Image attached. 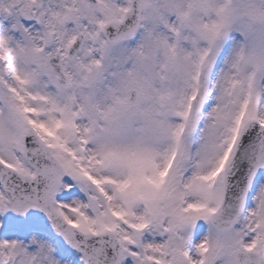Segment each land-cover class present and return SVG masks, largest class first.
Wrapping results in <instances>:
<instances>
[{"label": "snow or ice", "instance_id": "snow-or-ice-1", "mask_svg": "<svg viewBox=\"0 0 264 264\" xmlns=\"http://www.w3.org/2000/svg\"><path fill=\"white\" fill-rule=\"evenodd\" d=\"M0 264H264V0H0Z\"/></svg>", "mask_w": 264, "mask_h": 264}]
</instances>
